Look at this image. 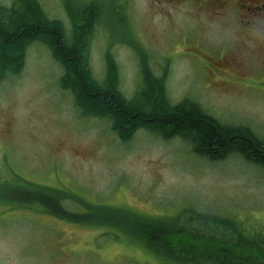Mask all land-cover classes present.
I'll list each match as a JSON object with an SVG mask.
<instances>
[{
    "label": "rangeland",
    "instance_id": "obj_1",
    "mask_svg": "<svg viewBox=\"0 0 264 264\" xmlns=\"http://www.w3.org/2000/svg\"><path fill=\"white\" fill-rule=\"evenodd\" d=\"M37 1L69 38L82 9L92 2L102 7L90 52L98 81L110 53L130 99L147 60L157 77H166L172 104L188 99L223 125L245 126L264 140L262 71L208 69L196 59L198 50L214 62L225 57L259 69L233 36L235 24L191 20L184 6L165 8L154 0ZM13 3L0 0L6 7ZM61 76L49 50L35 43L23 70L0 80V166L8 168L0 173V264H174L149 254L126 229L96 219L101 212L119 222L135 212L172 217L190 206L246 220L249 230L264 226L259 168L239 157L210 162L181 139L165 141L146 131L123 143L106 121L81 114L60 88ZM67 212L82 221L65 219Z\"/></svg>",
    "mask_w": 264,
    "mask_h": 264
},
{
    "label": "trees",
    "instance_id": "obj_2",
    "mask_svg": "<svg viewBox=\"0 0 264 264\" xmlns=\"http://www.w3.org/2000/svg\"><path fill=\"white\" fill-rule=\"evenodd\" d=\"M103 12L95 2L88 4L78 15L80 26L75 25L69 38L63 23L50 19L37 0H14L11 7L0 5V80L18 75L25 66L28 48L41 44L61 67L59 86L72 95L76 108L86 118L106 121L121 142L128 143L138 131H146L165 141L181 139L207 161L239 157L264 173V140L245 126L223 125L188 99L172 104L166 77H157L147 60L141 62V81L130 99L120 89L118 66L110 53L104 80L98 81L90 52ZM39 190L44 194V189ZM68 196L84 204L77 196ZM102 213L96 219L111 229H126L149 254L174 264H264L263 225L249 230L253 226L246 220L201 213L190 206L172 217L152 219L135 212L119 222L113 216L106 219ZM78 215L67 212L65 219L77 223L82 221Z\"/></svg>",
    "mask_w": 264,
    "mask_h": 264
},
{
    "label": "flooded vegetation",
    "instance_id": "obj_3",
    "mask_svg": "<svg viewBox=\"0 0 264 264\" xmlns=\"http://www.w3.org/2000/svg\"><path fill=\"white\" fill-rule=\"evenodd\" d=\"M126 1V0H123ZM154 5L165 8L185 7L187 18L200 21L205 24L217 21H228L235 24V33L241 46L244 47L260 66L253 67L240 60L220 58L214 62L212 58L203 56L197 50V61L203 68H224L228 70H257L264 74V0H154ZM225 48L224 51L231 50ZM211 66V67H208ZM206 68V70H207ZM261 73V72H260ZM254 80H250L253 82ZM8 168L0 166L3 174ZM0 174V175H1ZM3 178L2 176L0 177Z\"/></svg>",
    "mask_w": 264,
    "mask_h": 264
}]
</instances>
